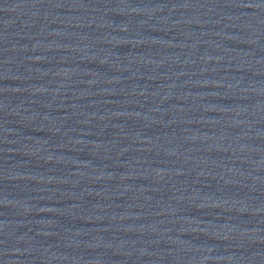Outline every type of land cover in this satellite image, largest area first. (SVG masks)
Masks as SVG:
<instances>
[{
  "label": "water",
  "instance_id": "obj_1",
  "mask_svg": "<svg viewBox=\"0 0 264 264\" xmlns=\"http://www.w3.org/2000/svg\"><path fill=\"white\" fill-rule=\"evenodd\" d=\"M0 264H264V0H0Z\"/></svg>",
  "mask_w": 264,
  "mask_h": 264
}]
</instances>
